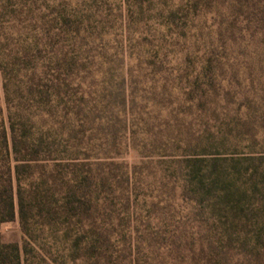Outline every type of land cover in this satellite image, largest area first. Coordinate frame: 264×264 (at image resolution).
Here are the masks:
<instances>
[{"label": "trees", "instance_id": "obj_1", "mask_svg": "<svg viewBox=\"0 0 264 264\" xmlns=\"http://www.w3.org/2000/svg\"><path fill=\"white\" fill-rule=\"evenodd\" d=\"M5 7L0 0V228L18 218L23 241L0 232V264H154L142 249L161 235L138 211L128 163L120 172L96 153L88 92L66 73L78 61L62 53L40 67L31 45L8 49ZM169 10L183 38L172 67L186 116L182 264H264V0Z\"/></svg>", "mask_w": 264, "mask_h": 264}, {"label": "rangeland", "instance_id": "obj_2", "mask_svg": "<svg viewBox=\"0 0 264 264\" xmlns=\"http://www.w3.org/2000/svg\"><path fill=\"white\" fill-rule=\"evenodd\" d=\"M142 1L7 0L1 33L15 52L24 53L31 45L28 51L40 67L62 53L78 61L66 73L76 77V91L82 85L88 92V134L95 145L100 143L96 153L111 156L107 162L120 172L121 164L128 163L138 211L150 215L160 238L169 240L164 245L159 238L143 252L149 250L154 264H182L186 116L180 98L183 83L173 81L172 67L183 38L168 24L169 9L184 0ZM0 108H6L1 70ZM98 116L103 117L100 125ZM0 232L7 242L23 241L18 218L3 223Z\"/></svg>", "mask_w": 264, "mask_h": 264}]
</instances>
